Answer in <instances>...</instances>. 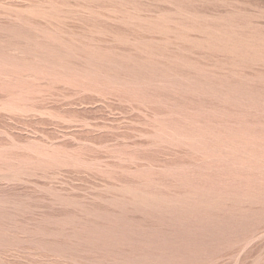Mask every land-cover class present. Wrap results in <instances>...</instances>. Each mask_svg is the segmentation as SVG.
Wrapping results in <instances>:
<instances>
[{"label": "rangeland", "instance_id": "obj_1", "mask_svg": "<svg viewBox=\"0 0 264 264\" xmlns=\"http://www.w3.org/2000/svg\"><path fill=\"white\" fill-rule=\"evenodd\" d=\"M0 264H264V0H0Z\"/></svg>", "mask_w": 264, "mask_h": 264}]
</instances>
